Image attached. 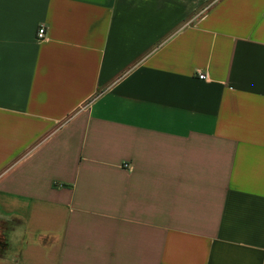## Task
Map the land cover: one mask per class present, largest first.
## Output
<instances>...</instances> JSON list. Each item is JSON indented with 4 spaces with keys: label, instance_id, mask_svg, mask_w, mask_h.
Returning <instances> with one entry per match:
<instances>
[{
    "label": "crops",
    "instance_id": "1",
    "mask_svg": "<svg viewBox=\"0 0 264 264\" xmlns=\"http://www.w3.org/2000/svg\"><path fill=\"white\" fill-rule=\"evenodd\" d=\"M0 232V264H264V0H0Z\"/></svg>",
    "mask_w": 264,
    "mask_h": 264
},
{
    "label": "built area",
    "instance_id": "2",
    "mask_svg": "<svg viewBox=\"0 0 264 264\" xmlns=\"http://www.w3.org/2000/svg\"><path fill=\"white\" fill-rule=\"evenodd\" d=\"M188 25V24H186ZM46 35V30L43 26L38 27L37 31H36V39L37 40H43L45 38ZM199 79H203V80H209V77L206 76V74L204 73H198L197 76Z\"/></svg>",
    "mask_w": 264,
    "mask_h": 264
},
{
    "label": "trees",
    "instance_id": "3",
    "mask_svg": "<svg viewBox=\"0 0 264 264\" xmlns=\"http://www.w3.org/2000/svg\"><path fill=\"white\" fill-rule=\"evenodd\" d=\"M1 246H2V242L0 241V251H1V248H2Z\"/></svg>",
    "mask_w": 264,
    "mask_h": 264
},
{
    "label": "rangeland",
    "instance_id": "4",
    "mask_svg": "<svg viewBox=\"0 0 264 264\" xmlns=\"http://www.w3.org/2000/svg\"><path fill=\"white\" fill-rule=\"evenodd\" d=\"M1 233V232H0ZM1 239V238H0Z\"/></svg>",
    "mask_w": 264,
    "mask_h": 264
}]
</instances>
